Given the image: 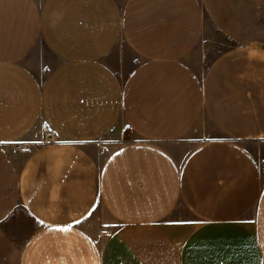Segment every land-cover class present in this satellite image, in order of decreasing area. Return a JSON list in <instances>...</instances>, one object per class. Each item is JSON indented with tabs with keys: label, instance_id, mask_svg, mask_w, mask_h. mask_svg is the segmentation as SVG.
Here are the masks:
<instances>
[{
	"label": "crops",
	"instance_id": "0c3cea01",
	"mask_svg": "<svg viewBox=\"0 0 264 264\" xmlns=\"http://www.w3.org/2000/svg\"><path fill=\"white\" fill-rule=\"evenodd\" d=\"M262 152L264 0H0V264H264Z\"/></svg>",
	"mask_w": 264,
	"mask_h": 264
},
{
	"label": "built area",
	"instance_id": "2783aa9c",
	"mask_svg": "<svg viewBox=\"0 0 264 264\" xmlns=\"http://www.w3.org/2000/svg\"><path fill=\"white\" fill-rule=\"evenodd\" d=\"M124 127H125V129H128L129 128V125H125ZM44 136L47 139H50L51 140V139H53L54 134H53L52 130L48 129V130H46L44 132ZM16 148L17 149H20L22 152H28L29 151V147L28 146H18L17 145Z\"/></svg>",
	"mask_w": 264,
	"mask_h": 264
},
{
	"label": "rangeland",
	"instance_id": "374dc122",
	"mask_svg": "<svg viewBox=\"0 0 264 264\" xmlns=\"http://www.w3.org/2000/svg\"><path fill=\"white\" fill-rule=\"evenodd\" d=\"M225 44L228 46L230 44V42L228 40H226ZM262 155H264V152H262ZM101 214H104V212L102 211V209L100 207H98L97 210H95V212L93 213V217H99ZM11 228H12V226H11ZM94 229H98V226H93L92 231L96 232V231H94Z\"/></svg>",
	"mask_w": 264,
	"mask_h": 264
}]
</instances>
